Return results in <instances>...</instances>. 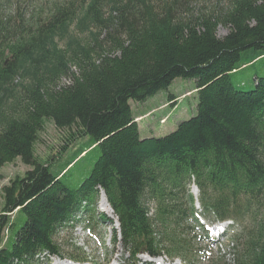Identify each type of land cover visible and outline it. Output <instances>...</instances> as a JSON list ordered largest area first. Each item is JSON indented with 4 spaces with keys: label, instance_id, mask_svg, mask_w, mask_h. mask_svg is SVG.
Instances as JSON below:
<instances>
[{
    "label": "trees",
    "instance_id": "16d2710c",
    "mask_svg": "<svg viewBox=\"0 0 264 264\" xmlns=\"http://www.w3.org/2000/svg\"><path fill=\"white\" fill-rule=\"evenodd\" d=\"M189 2L0 0V169L16 159L28 166L2 187L0 264L60 256L56 232L83 212L113 226L94 213L101 191L128 264L139 254L226 264L198 245L190 185L204 214L237 225L235 264H264V76L249 90L233 83L264 68V0H226L197 16ZM176 78L195 81L196 114L141 138L130 101ZM47 122L59 150L40 158ZM90 148L97 160L69 187L62 178Z\"/></svg>",
    "mask_w": 264,
    "mask_h": 264
},
{
    "label": "rangeland",
    "instance_id": "374dc122",
    "mask_svg": "<svg viewBox=\"0 0 264 264\" xmlns=\"http://www.w3.org/2000/svg\"><path fill=\"white\" fill-rule=\"evenodd\" d=\"M187 8L189 14L197 16L199 14H210L225 8L226 0H189ZM228 32L224 26H219L217 35L223 37ZM262 61L256 64V67L250 70L242 71L240 74L234 75V85H240L243 89H251L253 87V79L257 76H264V68ZM62 82H66L62 80ZM195 88V81L193 79L176 78L171 84L154 96L149 97L144 103L139 105L140 110L150 112L147 116L139 122V136L141 138L148 136H164L176 130L178 123L188 120L196 114L197 95ZM174 94L177 101L174 107L168 105L162 107L163 102L168 98L169 94ZM135 101H130L132 104L133 115L136 114L137 109ZM172 104V105H173ZM166 116L167 120L161 124V120ZM60 132L54 127L51 122H47L45 129L40 133L39 139L35 145V153L40 158L45 157L49 152V146H52L53 152L59 150ZM85 139L79 140V145H84ZM98 148H90L81 158L77 159L62 178V181L69 187H77L87 177L91 171L95 161L99 156ZM28 166L24 165L20 159H16L12 163L4 165L0 169V205L2 200V187L6 185L10 178L16 174H22ZM190 193L195 198L194 208L198 223H192L194 228L193 234L199 242V246L207 252L208 255L219 258L217 260L224 261L226 264H235L237 251L239 250L236 239L233 235L238 233L237 227L230 228L227 234L219 237L218 240H212L210 231L208 238L204 236L202 228L205 223H214L215 219L212 214H202V207L198 203L199 191L190 185ZM94 213L96 216L103 213L110 217L111 212L109 207L101 203V197H98L95 205ZM89 212H83L78 221L71 225H64L58 229L54 236V240L60 248V256L42 255L38 264H69L67 259L85 257L92 264H127L125 252L120 243H113L111 227L102 222V220L90 219ZM195 216V215H194ZM214 220V221H213ZM18 222V220L16 221ZM20 223V222H19ZM91 227V231L87 229ZM205 228V227H204ZM203 228V229H204ZM206 229V228H205ZM219 233V230L217 231ZM213 233V231H212ZM6 234L4 235V239ZM213 236V235H212ZM169 257L162 256L157 258L155 263L162 264L166 262ZM140 263L145 262L147 256H139ZM184 264L183 261L180 262ZM196 264H208L207 257L203 258Z\"/></svg>",
    "mask_w": 264,
    "mask_h": 264
},
{
    "label": "crops",
    "instance_id": "0c3cea01",
    "mask_svg": "<svg viewBox=\"0 0 264 264\" xmlns=\"http://www.w3.org/2000/svg\"><path fill=\"white\" fill-rule=\"evenodd\" d=\"M166 102L167 101H165V102H163L161 104L163 105ZM135 105L137 107V109H136V115L135 116L143 115V114H145V112H147V111L140 110L139 104L135 103ZM131 106H132V104H131Z\"/></svg>",
    "mask_w": 264,
    "mask_h": 264
},
{
    "label": "bare ground",
    "instance_id": "6f19581e",
    "mask_svg": "<svg viewBox=\"0 0 264 264\" xmlns=\"http://www.w3.org/2000/svg\"><path fill=\"white\" fill-rule=\"evenodd\" d=\"M101 203L102 204H104V205H107L108 206V204H107V202H106V200H105V197H104V195L103 194H101ZM109 207V206H108ZM109 211L111 212V210H110V208H109ZM111 216H112V214H111Z\"/></svg>",
    "mask_w": 264,
    "mask_h": 264
}]
</instances>
